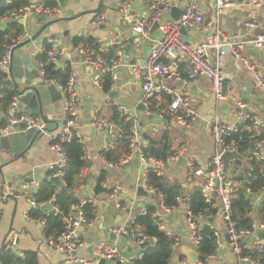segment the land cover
<instances>
[{"label": "crops", "instance_id": "0c3cea01", "mask_svg": "<svg viewBox=\"0 0 264 264\" xmlns=\"http://www.w3.org/2000/svg\"><path fill=\"white\" fill-rule=\"evenodd\" d=\"M33 1L43 2V0ZM55 1L58 3V6L55 7L57 9L56 17L31 15L25 22H19L23 26V31H28L31 36L47 22L59 18L65 19L47 25L37 39L32 40L16 53L19 55L28 53L34 62L38 51L47 47V39L55 38L58 44L65 49V54L53 65L62 69L69 64L71 72L76 74L75 98L78 108L74 129L79 132L81 142L84 143L86 166L75 176L72 192L77 198V202L83 197L92 199L95 221L92 226L82 230L84 245L78 248L72 257L74 259L92 258L95 254V247L102 242L117 250L121 257V264H132L141 250L130 236H126L118 230L127 221L134 222L136 215L144 214L147 206H156L153 216L158 220L159 229L164 230L174 240L178 239L176 245L172 244L175 245V249L172 248L174 253L169 264H190L187 255L182 252V248L189 247L198 253V243H192L189 237L192 229L196 235V225L205 224L215 230L217 248L215 253L203 262L205 264H237L236 255L226 237V227L219 202L214 206L217 207L215 213L212 215L200 214L194 218L195 220L193 219V222H190V218L193 216L188 209L189 194L195 189L201 192V184L206 179V174L192 176L191 179H188V175L190 164L195 168H203L205 173L210 168V158L215 151V144L208 121L213 116H216L222 124L237 123L239 127L244 128L243 122L240 124L237 122L242 113L257 115L264 120V91L257 87L255 81V74L264 76V48L257 49L251 43H247L241 50V56L253 66L252 69H249L241 58L234 56L228 49L225 50L222 67L225 74V98L223 99L215 97L211 90V81L205 77L199 78L195 82L161 81L162 84L187 96L196 111L193 122L189 125H179L166 113L170 95L161 92L144 101L138 77L130 67H126L123 63L122 46L125 43L130 42L135 51V53L130 52L128 65L139 64V59H146L150 46L160 37V30L158 28L150 30L145 37L135 43L133 42L132 25L127 18H119L118 0H103L99 13H105L106 28H99L100 24L93 23L95 14L91 11L97 6L98 0H63L62 4L58 0ZM157 1L163 2L164 0H132L131 13L148 19L152 13L151 4ZM186 1L177 0L174 7L183 10ZM196 4L204 21L193 29L184 28V32L181 31V38L189 45L210 42L216 29L227 38L242 35L245 40H251L256 34L264 31V3L261 6H255L248 4L245 0H229L228 5L221 7L217 13L215 0H196ZM175 21L177 20L172 18L170 9L163 11L159 19L160 24ZM206 23H210V25L207 27ZM249 23L254 26H249ZM3 27L4 25H0V28ZM76 38H91L98 50L95 51L91 46L81 43L74 46L73 41ZM84 47L99 52L105 57L109 50H114L115 56L110 58L120 60L116 69V77L113 79L109 91H104L101 86H95L93 83L95 80L94 70L90 72L88 70L90 66L80 64L83 59L80 48ZM180 70L182 77L185 78L188 72L186 64H180ZM0 81L6 83L12 90V86L7 83V77L4 76ZM110 91H113L114 95L109 96ZM0 93L3 98V92L0 91ZM14 96H16L15 93ZM233 99L242 102L243 107L235 104ZM57 101L52 105L51 119L46 125L43 123L44 127H47L45 130L47 133L34 142L21 158L11 161L12 152H7L0 145V170L6 178V183L3 186L0 176V257L5 250H10L21 259H25L27 252L34 253V264H61L66 258L60 250L49 244L44 234V217L51 212L56 213V207L49 201L42 205L35 203L32 206L27 199V197L32 198L41 180L51 176L45 166L55 161L56 154L49 147L47 134L56 133L63 125L62 120L65 119L63 107L58 106ZM149 102L154 103L155 106H161L162 110L152 111L149 108ZM140 103L150 109L153 114H157V118L148 119L146 111L137 109ZM6 106L2 108L0 103L1 124L5 123ZM112 106H115L120 117L123 116L131 122L133 119L138 123L142 122V125L138 124L137 127L142 147L146 145L148 147L150 142H154L156 147H161L164 143L167 146V152H174L180 148L185 149L182 157L164 165L159 171L160 176L180 185L181 191L178 196L181 200L180 202L176 201L175 207L164 208L161 204V197L156 194L155 190L149 192L142 187L141 171L143 166L134 154L126 163L120 164L118 162L123 159L124 152L123 149H119L116 152L117 162L105 160L102 152L113 149L117 145V139L121 136L119 124L112 118ZM93 119L103 120L104 124L97 127L95 134L93 131L88 134L84 128L90 124L94 129L96 126L92 125ZM259 137L264 138V128L259 131ZM261 146L264 151V140ZM249 154V151L242 154L246 162L237 159L230 161L234 171L244 170L247 160H250ZM181 159H185V161H181ZM262 168L264 169V163H262ZM102 171L106 172L103 187L108 192L96 194L94 191L96 181ZM225 175L226 177L234 176L231 171H227ZM26 177L31 178L32 181L29 182V189L24 191L21 189V185L25 182ZM62 177L60 180L64 183ZM138 186L146 190L148 195H137ZM57 188L59 189V187ZM113 190H116L117 196L120 198L118 202L122 209L116 206V197H109V193ZM11 191L21 192L23 195L14 197L15 200L1 196V192L9 194ZM263 193L264 189L257 194L250 195L254 206H257L255 202ZM231 196L232 193L230 198ZM157 201H160V205H157ZM43 206H49V209L44 210ZM31 210L38 211V213L33 216L30 214ZM253 222L258 225L263 224L258 219H254ZM258 231L264 232V230ZM258 231L255 235H248L245 238L243 243L246 248L251 246ZM112 233L115 235L114 239L110 238ZM11 238L14 240L13 244H10ZM262 240L264 242L263 238ZM180 256H182V260H179ZM199 261L201 260L199 259ZM72 264H78V262L73 261Z\"/></svg>", "mask_w": 264, "mask_h": 264}, {"label": "built area", "instance_id": "2783aa9c", "mask_svg": "<svg viewBox=\"0 0 264 264\" xmlns=\"http://www.w3.org/2000/svg\"><path fill=\"white\" fill-rule=\"evenodd\" d=\"M4 1L6 4L12 2V0ZM131 1L132 0H118L117 11L119 18H127L128 22L132 25V29L137 33L133 42L137 43L148 34L155 22H159L162 12L173 7L177 0H164L163 2L157 1L152 3V13L148 19L140 18L131 13ZM245 1L255 6H261L264 3V0ZM228 3L229 0H215L216 13L221 7L228 5ZM31 15H45L53 18L57 15V9L47 7L42 1L38 2L31 0L28 1L26 5L11 10L4 17H0V25L3 26L7 22L12 21L19 22V20L25 22ZM105 21V13L95 14L93 17L94 24H103ZM203 21V15L197 9L196 0H187L177 21L159 23L158 29L161 35L150 46L144 63L142 65L138 63L126 64V67H130L140 81L144 101H147L150 97L161 92L170 95V102L166 109V113L179 125H189L193 122L196 117V111L187 96L162 84L161 81L177 82L185 80L188 82H195L199 78L205 77L211 81V90L215 97L223 99L225 98V74L223 73L222 67L225 50L228 49L234 56L241 58L243 63L249 69H252L253 66L241 56V50L247 43H251L252 46L257 49L264 48V31L256 34L251 40H245L242 35H234L227 38L216 29L212 36L213 39L210 42H201L196 45L187 44L181 38V29H193ZM209 25L210 23H206L207 27ZM248 25L251 27L254 26L250 23ZM29 37L30 33L28 31H23L13 43L5 46L0 57V71L4 72L7 70L9 55L12 48L17 43ZM80 52L83 55L80 64L90 66L95 72V80L93 81L95 86H101V79L106 74H110L112 79L116 77V69L120 64V60L107 58L101 53L95 52L87 47L80 48ZM64 54L65 49L58 44L55 38L47 39V47L42 48L35 55L34 64L38 69L39 75L45 77V66L57 62ZM39 55H42V57H38ZM183 63L188 67L185 78L182 77V72L180 70V64ZM255 81L257 87L264 91V76L255 74ZM55 83L63 97L65 124H63L56 133L47 134L49 147L55 152L56 159L46 164L45 168L51 173V176H58L61 178L63 176L62 169L66 164V155L61 143L70 141L72 138L81 142L79 132L74 129L75 115L77 114L78 108L75 98V87L77 86L76 74L71 72L66 86H62L57 81H55ZM0 98H2L1 93ZM233 100L235 104L243 107L242 102L236 99ZM19 102L17 96L12 97L8 102L5 109V123H0V136L23 132L30 128H36L43 133V135L46 134L47 132L44 130V125L40 116L25 112V110L20 107ZM238 119L240 123L243 122L245 124V129L251 132V137L254 138V145L253 150L250 152V158H255L264 163V151L261 146L264 138L259 137V131L264 128V120L257 115H245L244 113L240 114ZM246 121L251 124L245 123ZM103 124V120H92V125L96 127H101ZM208 124L215 144V151L210 158V168L207 173H205L203 168H195L190 164L188 179H191L192 176H203L206 174V179L201 184V194L205 202H210L213 195L217 196L218 202L221 205V215L226 227V237L233 253L236 255L237 264H260L257 258H253L249 254L242 255L241 250L245 247V243H243L245 238L248 235H255L258 230H264V225H258L253 222L250 229L236 227L235 222L231 219L230 194L241 187V181L233 180L232 177H226L225 173L222 171V153L226 150H236L233 143L226 144L224 139L231 133L236 132L239 129V125L237 123L228 125L222 124L216 116H213V118L208 121ZM137 127L138 122L133 119L130 128L132 134L129 139L130 151L118 163H126L133 154H137L143 166L141 171L142 187L149 192H154V188L150 186L147 181L148 170L151 169L159 175L161 167L177 161L184 155L185 149L180 148L174 151L164 160H157L153 157H149L141 150V141L138 140ZM112 164L114 165L115 163ZM28 187L29 183L27 182L21 185V189L24 191L28 190ZM9 195L19 197L23 194L21 192L11 191ZM113 196L117 199L116 206L122 209L121 204L118 202L120 198L117 196L116 190L109 193V197ZM27 199L32 206L35 205L32 198L27 197ZM180 200V196H177L176 201L180 202ZM89 204L93 207L92 199L83 197L79 202L70 205L67 214L63 218L64 229L57 236L48 239L49 244L60 250L66 256L61 264H72L73 261L78 262V264H98L99 259L102 257L105 259L121 260L120 255L114 247L107 246L102 242L98 243L95 247V254L92 258L74 259L72 257L74 252L84 245L82 231H80L79 228L90 227L95 221L93 211L91 216L87 215L85 206ZM118 231L126 236H130L137 246L144 241L150 240L139 230L138 226L133 224L132 220L127 221ZM189 239L192 243H198L199 239L195 235L194 229H192ZM13 242L14 240L11 238L10 244H13ZM177 242L178 239L175 238L174 244L176 245ZM248 249L256 253L264 252V242L262 238L257 237L256 234ZM140 250H142V248H140ZM141 256L142 252L139 251L137 258ZM196 264L205 263L203 261H198Z\"/></svg>", "mask_w": 264, "mask_h": 264}, {"label": "trees", "instance_id": "16d2710c", "mask_svg": "<svg viewBox=\"0 0 264 264\" xmlns=\"http://www.w3.org/2000/svg\"><path fill=\"white\" fill-rule=\"evenodd\" d=\"M47 7L55 8L58 3L55 0H43ZM28 3V0H12L10 4H6L4 0H0V17H4L9 11L17 9L20 6H24ZM23 32V26L17 22H7L3 28H0V57L7 44L13 43L17 37ZM79 43L83 45L91 46L95 51L98 50L96 44H93L91 38H76L73 41V45L77 46ZM108 58H114V50H109L106 53ZM38 57H42L39 55ZM45 74L57 81L62 86H66L68 78L71 74V68L67 64L64 68H56L53 63L45 66ZM4 74L0 71V80H3ZM113 84V79L110 74H106L101 79V87L104 91H109ZM0 91L3 92L4 97L0 99L1 107L4 108L9 100L14 96V92L6 84L0 85ZM169 101V100H168ZM167 101V102H168ZM150 103V102H149ZM149 108L153 110L161 111V106H155L154 103L149 104ZM112 118L120 127L121 136L117 139V145L113 149L103 151L105 160L111 162H117L118 157L116 152L119 149H123L124 156L129 153V139L131 137L130 127L131 121L123 116H119V113L115 106H112ZM118 120V121H117ZM251 124L250 122H246ZM226 144L233 143L235 149L241 154H246L247 151L253 150L254 138L251 137V132H248L244 127L240 126L236 132L231 133L224 139ZM66 155V164L63 171V181L66 185L65 188H57L47 179L41 180L35 193L32 195V199L35 203L42 205L46 202H52L56 207V213L51 212L46 215L44 234L47 239L55 237L64 229L63 217L67 214L70 205L77 202V198L72 192L73 185L75 183V176L78 172L86 166V160L84 159V143L79 142L77 139L72 138L70 141H64L61 143ZM142 152L147 156L153 157L157 160H164L169 154L173 152H167V146L163 143L161 147H156L154 142H150L142 147ZM250 155V154H249ZM247 160V165L244 170L236 172L234 171L233 180L241 181V187L234 190L231 196V219L235 222L237 228L250 229L254 219H258L260 223L264 224V202L254 206L252 203V194H257L264 189V169L262 168L261 161H257L255 158ZM105 173L102 171L96 181L95 193H107L108 190L103 187L105 181ZM49 175L51 173H48ZM147 181L150 186L154 188L157 195L161 197V204L164 208H173L177 205L176 197L180 194L181 188L177 183H173L165 179L163 176L156 174L151 169L148 170ZM245 189V192H243ZM218 202L216 195H213L210 202H205L201 192L197 189L189 194L188 209L193 216V219L200 214L212 215L216 212L217 207H214ZM92 206L86 205L85 209L88 216L92 215ZM156 211V206H147L144 214L135 216L133 224L138 226L143 234L149 239H154L152 245L142 248V256L135 258L133 264H169L170 259L174 253L172 244L174 238L166 234L164 230L159 229V223L153 213ZM38 211L31 210V215H36ZM195 220V219H194ZM196 235L198 237L197 251L200 255L204 256L201 261H205L207 257L214 254L217 248V237L215 230L209 225L202 226L196 225ZM242 255H250L253 258H257L260 264H264V252L256 253L250 249L243 247L241 250ZM182 256L179 260H182ZM34 253L27 252L25 259H21L17 254L10 250H5L0 257V264H34Z\"/></svg>", "mask_w": 264, "mask_h": 264}, {"label": "water", "instance_id": "95a60500", "mask_svg": "<svg viewBox=\"0 0 264 264\" xmlns=\"http://www.w3.org/2000/svg\"><path fill=\"white\" fill-rule=\"evenodd\" d=\"M60 4L63 3V0H58ZM103 0H98L97 6L91 11L94 14H98L101 10ZM182 13V9L171 7L170 8V14H172V18L178 20L180 15ZM65 18H59L58 20H63ZM52 20L44 24L37 32L32 34L29 38L17 43L11 50L9 55V63L6 71H1L5 77H7V83H9L12 86V90L15 93V95L19 99V105L22 107L25 112L40 116L42 122L46 125L50 118L51 112H53L52 105L59 99L60 101H57L58 106L63 107V100H62V93L57 88V85L50 76L41 77L39 75L38 69L34 62L30 59L29 54H17L19 50L27 46L32 40L37 39L43 29L51 24L54 23ZM20 23H23V20L19 21ZM160 22H155L153 26L151 27V31L158 28ZM99 28H106V24H100ZM132 28V26H131ZM184 29H181L182 32ZM133 36L135 37L137 33L133 30L132 32ZM122 50L124 52V59L123 63L126 66L128 63L130 52L135 53V51L132 49V45L130 42L125 43L122 46ZM132 50V51H131ZM144 63L143 59H139V64L142 65ZM88 70L90 72H93V69L88 67ZM3 84V81H0V85ZM113 91H110L108 94L109 96L114 95ZM57 99V100H55ZM137 109L141 111L147 112V118L148 119H154L157 118V114H153L150 109L146 108L145 105L142 103L137 106ZM59 110V109H58ZM239 124L240 122L237 121ZM62 124H65V119L62 120ZM139 125H142V122L138 123ZM85 130L88 131V134L93 133L95 134L97 127L94 129L89 124L85 126ZM44 130H47V127H44ZM43 133H41L36 128H30L23 132L18 133H11L8 135L0 136V145L2 149H5L7 152H12V159L11 161H16L19 158H21L27 150L30 148V146L33 145L34 142H36L39 138H41ZM138 140H141V137H138ZM134 156L137 158L138 155L134 154ZM233 159L241 160L243 162H246L245 158L241 153H239L237 150H226L221 155V160L223 162V169L222 171L226 173L227 171L234 172V168L231 166L230 161ZM181 161H185V159H181ZM0 176L2 177V184L6 183L5 175L3 174L2 170H0ZM48 182L53 184L55 187L59 188H65V184L60 180L58 176H50L47 178ZM25 182L29 183L32 181L31 178L26 177ZM9 184V182H8ZM7 184V186H8ZM2 189V188H1ZM243 192H245V189H243ZM137 195L141 196H147L148 192L144 190L141 186L137 187L136 190ZM1 196L4 198H15L9 194H3L1 192ZM264 201V193L260 194V196L257 198L255 204L258 205L259 203ZM157 205H160V201H157ZM42 209L48 210L49 206H43ZM193 218H190V222H193ZM84 228H79L80 231H82ZM257 237L264 239V232H258ZM110 238L114 239L115 235L112 233L110 234ZM154 242V239L144 241L142 244H140L139 248H144L147 246L152 245ZM172 248L175 249V245H172ZM182 252L185 253L188 257V261L190 264H196L199 259H203L204 256L197 253L194 249H191L189 247H183ZM75 253V252H74ZM114 262L115 264H121L120 260L118 259H105L100 258L99 264H110Z\"/></svg>", "mask_w": 264, "mask_h": 264}]
</instances>
